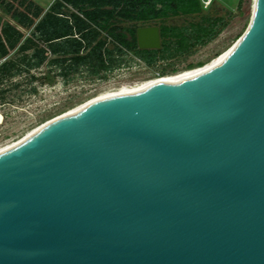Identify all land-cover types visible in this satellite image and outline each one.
<instances>
[{
  "label": "water",
  "instance_id": "95a60500",
  "mask_svg": "<svg viewBox=\"0 0 264 264\" xmlns=\"http://www.w3.org/2000/svg\"><path fill=\"white\" fill-rule=\"evenodd\" d=\"M213 68L110 90L0 150V264H264V0ZM161 47L158 25L136 29Z\"/></svg>",
  "mask_w": 264,
  "mask_h": 264
},
{
  "label": "trees",
  "instance_id": "16d2710c",
  "mask_svg": "<svg viewBox=\"0 0 264 264\" xmlns=\"http://www.w3.org/2000/svg\"><path fill=\"white\" fill-rule=\"evenodd\" d=\"M0 10L8 16H0V85L17 87L21 82L13 80L25 75L32 92L35 82L57 76L106 78L129 52L147 66L186 58L218 37L232 16L220 0L207 7L202 0H52L47 6L0 0ZM144 25L159 26L160 48L138 47L136 29Z\"/></svg>",
  "mask_w": 264,
  "mask_h": 264
},
{
  "label": "rangeland",
  "instance_id": "374dc122",
  "mask_svg": "<svg viewBox=\"0 0 264 264\" xmlns=\"http://www.w3.org/2000/svg\"><path fill=\"white\" fill-rule=\"evenodd\" d=\"M36 1L47 6L52 0ZM220 1L232 14L228 26L218 37L206 46L199 47L186 58L159 61L154 66H147L129 52V60L109 72L106 78L90 79L86 73H82L65 81L61 76H57L53 82L43 85L35 82L36 92L30 91L31 86L26 82L25 75L13 80L21 82L17 87H9V83L0 85V88L5 90L0 91V146L18 140L40 124L100 92L122 85H132L139 81L159 79L209 62L236 43L246 30L255 8V0H243L240 8H238V0ZM0 16L8 19L2 10H0Z\"/></svg>",
  "mask_w": 264,
  "mask_h": 264
},
{
  "label": "bare ground",
  "instance_id": "6f19581e",
  "mask_svg": "<svg viewBox=\"0 0 264 264\" xmlns=\"http://www.w3.org/2000/svg\"><path fill=\"white\" fill-rule=\"evenodd\" d=\"M254 11V10H253ZM231 46V45H230ZM233 46L229 47L227 50L223 51L221 54H219L218 56H216L215 58H213L212 60H210L209 62H206L205 64L203 65H200V66H197V67H194V68H191V69H186V70H182V71H178L176 73H173V74H170V75H167L165 77H162V78H153V79H150V80H145V81H139V83H135V84H132V85H122V86H119L117 88H114V89H110V90H115V89H121V88H131L133 90H140L144 87H147L148 85H151L153 84L154 82H157V81H160V80H170L176 76H184V75H191V74H196V73H199V72H202L204 70H207V69H210V68H213L214 66L218 65L227 55L228 53L230 52V50L232 49ZM110 90H107V91H103V92H100L92 97H90L89 99L75 105L74 107L70 108L69 110H67L66 112L56 116V117H59V116H62V115H66V114H69L71 113L72 111L80 108L81 106L89 103L90 101L98 98L99 96L107 93L108 91ZM54 117V118H56ZM53 119V118H52ZM51 120V119H50ZM49 121V120H48ZM47 122V121H46ZM45 123V122H44ZM43 124V123H42ZM41 125V124H40ZM39 125V126H40ZM39 126H37L36 128H38ZM36 128L32 129L30 132H28L25 136H27L29 133H31L33 130H35ZM25 136L19 138L18 140H15L13 142H10L6 145H3V146H0V150L2 149H5L9 146H12L14 144H16L17 142H19L20 140H22Z\"/></svg>",
  "mask_w": 264,
  "mask_h": 264
},
{
  "label": "built area",
  "instance_id": "2783aa9c",
  "mask_svg": "<svg viewBox=\"0 0 264 264\" xmlns=\"http://www.w3.org/2000/svg\"><path fill=\"white\" fill-rule=\"evenodd\" d=\"M212 0H202L204 7H207Z\"/></svg>",
  "mask_w": 264,
  "mask_h": 264
},
{
  "label": "crops",
  "instance_id": "0c3cea01",
  "mask_svg": "<svg viewBox=\"0 0 264 264\" xmlns=\"http://www.w3.org/2000/svg\"><path fill=\"white\" fill-rule=\"evenodd\" d=\"M51 3V2H50ZM49 5V4H48Z\"/></svg>",
  "mask_w": 264,
  "mask_h": 264
}]
</instances>
